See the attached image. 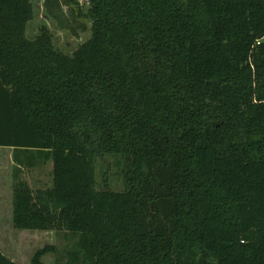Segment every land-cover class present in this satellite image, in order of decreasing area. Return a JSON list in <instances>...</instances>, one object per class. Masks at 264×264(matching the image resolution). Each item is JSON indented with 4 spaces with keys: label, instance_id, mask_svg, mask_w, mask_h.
Masks as SVG:
<instances>
[{
    "label": "trees",
    "instance_id": "trees-1",
    "mask_svg": "<svg viewBox=\"0 0 264 264\" xmlns=\"http://www.w3.org/2000/svg\"><path fill=\"white\" fill-rule=\"evenodd\" d=\"M34 1L0 0V146L53 161L45 188L14 172L15 228L75 243L30 264H264V0H44L91 23L72 53L28 35Z\"/></svg>",
    "mask_w": 264,
    "mask_h": 264
},
{
    "label": "rangeland",
    "instance_id": "rangeland-1",
    "mask_svg": "<svg viewBox=\"0 0 264 264\" xmlns=\"http://www.w3.org/2000/svg\"><path fill=\"white\" fill-rule=\"evenodd\" d=\"M81 5L86 9L89 5V0H79ZM35 16L30 21L28 26V35L34 38L39 34L40 28L47 25L53 34L55 45L58 49L72 53L80 44L87 41L91 36V23L88 22V30H78L74 33L68 29H64L59 25V22L54 20L44 7V0L34 1ZM65 13L68 7L64 6ZM64 19V16L61 14ZM76 27V25H74ZM0 175L4 179L7 171L10 173L13 168V160L11 149H4L5 146H0ZM20 155L27 153L25 150H17ZM100 157V156H98ZM97 157V158H98ZM36 167L39 171L41 180L32 179V188H45L51 185L53 161L50 159L43 161ZM3 180V179H1ZM5 181V180H4ZM97 187L100 190L107 188L121 190L124 188V179L120 171L116 168L115 160L112 157L97 159ZM8 204L0 207V249L11 259L22 264H30L35 252L48 244H54L60 251L70 250L74 246L75 238L66 231H43V230H23L15 228L14 223L10 219L11 207L10 197ZM58 255L49 253L44 255L43 261L45 264H57Z\"/></svg>",
    "mask_w": 264,
    "mask_h": 264
},
{
    "label": "crops",
    "instance_id": "crops-1",
    "mask_svg": "<svg viewBox=\"0 0 264 264\" xmlns=\"http://www.w3.org/2000/svg\"><path fill=\"white\" fill-rule=\"evenodd\" d=\"M3 148V147H0ZM4 149H11L12 156L9 157L13 160V168L10 173L7 171L5 179L3 175H0V207H4L5 203L6 205L9 203L8 202V197H10V207H11V215L10 219L13 222V213H14V184H15V176L14 172L17 171L18 177L21 180L27 181L28 184L32 187V180H29L31 177L33 180H41L39 177V171L37 170L36 167H38L42 161H38V159L35 161L34 166H28L26 165L27 161L30 160L29 153H25L20 155V153H17V159L16 160L14 156V148L13 147H6ZM50 162V160H48ZM3 179V180H1ZM5 180V181H4ZM1 214V213H0ZM14 223V222H13ZM14 226V225H13Z\"/></svg>",
    "mask_w": 264,
    "mask_h": 264
},
{
    "label": "water",
    "instance_id": "water-1",
    "mask_svg": "<svg viewBox=\"0 0 264 264\" xmlns=\"http://www.w3.org/2000/svg\"><path fill=\"white\" fill-rule=\"evenodd\" d=\"M111 190V189H110Z\"/></svg>",
    "mask_w": 264,
    "mask_h": 264
}]
</instances>
